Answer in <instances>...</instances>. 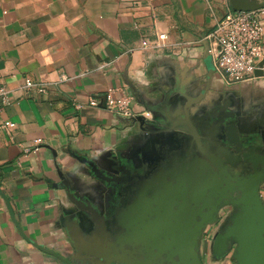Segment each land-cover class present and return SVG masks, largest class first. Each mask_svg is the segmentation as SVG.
<instances>
[{
    "label": "crops",
    "instance_id": "obj_1",
    "mask_svg": "<svg viewBox=\"0 0 264 264\" xmlns=\"http://www.w3.org/2000/svg\"><path fill=\"white\" fill-rule=\"evenodd\" d=\"M231 10V0H0L9 90L0 104V264H64L38 246L76 264L113 263L136 210L152 206L155 188L182 173L188 147L220 134L227 114L243 146L264 153V33L254 78L226 82L213 65L218 46L207 35ZM158 33L165 47L141 46ZM108 89L133 96L132 117L104 107ZM258 191L264 202V181ZM228 213L221 208L206 238Z\"/></svg>",
    "mask_w": 264,
    "mask_h": 264
},
{
    "label": "water",
    "instance_id": "obj_2",
    "mask_svg": "<svg viewBox=\"0 0 264 264\" xmlns=\"http://www.w3.org/2000/svg\"><path fill=\"white\" fill-rule=\"evenodd\" d=\"M231 6L242 11L258 8L261 3L231 0ZM230 117L227 114L218 120L216 127L221 133L205 145L195 139V147L190 145L185 151L182 173L172 176L173 181L165 185V190L155 188L152 206L148 204L136 210L133 220L146 219V227L153 214L158 218L152 227L143 231L151 240L150 258L143 264H202L200 238L207 225L217 222L219 211L226 204L232 209L218 224L209 250L219 249L217 257H221L231 247L234 264H264V202L258 191L264 181V153L258 146H243L234 120H224ZM210 149L213 151L208 154L206 151ZM245 169L249 171L242 172ZM234 190L239 191L237 196L233 195ZM132 232L131 226L130 237ZM130 242H118L119 252L115 249L113 263L136 264L131 250L124 247ZM38 247L64 264H76Z\"/></svg>",
    "mask_w": 264,
    "mask_h": 264
},
{
    "label": "built area",
    "instance_id": "obj_3",
    "mask_svg": "<svg viewBox=\"0 0 264 264\" xmlns=\"http://www.w3.org/2000/svg\"><path fill=\"white\" fill-rule=\"evenodd\" d=\"M264 33V1L261 6L251 10L228 11L214 25L207 38L218 46V51L213 59V65L223 76L226 82L235 83L255 77V70L262 57ZM166 34L158 33L154 44L147 39H142V47L152 46L160 49L166 46ZM26 87L34 84L28 78L24 80ZM44 91L43 87L38 88ZM114 89H108L103 94V105L106 109L130 118L134 115L132 107L133 96L128 93H113ZM9 103V90L0 80V104ZM87 104L97 106L98 100L94 96H88ZM76 108L81 104H75ZM142 114H146L145 111Z\"/></svg>",
    "mask_w": 264,
    "mask_h": 264
},
{
    "label": "flooded vegetation",
    "instance_id": "obj_4",
    "mask_svg": "<svg viewBox=\"0 0 264 264\" xmlns=\"http://www.w3.org/2000/svg\"><path fill=\"white\" fill-rule=\"evenodd\" d=\"M247 171H249V169H245L242 172L246 173ZM232 193L234 196H237L239 191L234 190ZM153 207H154V205H153ZM222 207L227 208L229 210V212L232 209L231 206L227 205V204L223 205ZM149 219L151 222H150V224H147V227H146V223H148V222H146V219H137L136 222L132 226L133 232H132V237H131V242H130V250H131L133 259L136 260V264H138V262H140V264H143L148 258H150L149 256L151 254L150 253L151 247H150L149 243H151V240L148 239L149 235L145 236L146 234H144L143 231L146 230L147 228L149 229V227H152L156 223V221H158V218H157V216H154V214H153L152 218L150 217ZM198 220H199V217L196 218V221H198ZM108 229H109L110 233H115V234L117 233V230H118L117 226L112 225V224L108 225ZM205 229H204L202 236L200 238L199 256H200V260H201L202 264H209L208 263L209 256H210V258H211V256H213V258L217 257V253H218L219 249L207 250L208 252L205 250L204 251L202 250V246H204L206 243L208 245H210V241H211L210 237L206 238V236L204 234ZM215 235H216V233H215ZM230 248H228L227 252H225V254H223L221 257L226 256L227 253L230 252ZM217 258H220V257H217ZM111 264H116V263H111ZM119 264H122V263H119Z\"/></svg>",
    "mask_w": 264,
    "mask_h": 264
},
{
    "label": "rangeland",
    "instance_id": "obj_5",
    "mask_svg": "<svg viewBox=\"0 0 264 264\" xmlns=\"http://www.w3.org/2000/svg\"><path fill=\"white\" fill-rule=\"evenodd\" d=\"M209 256V255H208ZM212 258V259H211ZM211 258H210V256H209V261H208V263L209 264H221L222 262L224 263V262H226V263H224V264H234V260H233V258H232V256H231V253L229 252V253H227V255L226 256H223V257H221V258H217V257H214L213 258V256H211ZM211 259V260H210Z\"/></svg>",
    "mask_w": 264,
    "mask_h": 264
}]
</instances>
